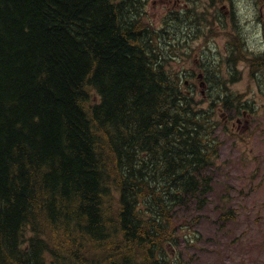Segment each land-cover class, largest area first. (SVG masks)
<instances>
[{
    "label": "trees",
    "instance_id": "trees-1",
    "mask_svg": "<svg viewBox=\"0 0 264 264\" xmlns=\"http://www.w3.org/2000/svg\"><path fill=\"white\" fill-rule=\"evenodd\" d=\"M147 2L0 0V264H183L219 122L172 64L198 5Z\"/></svg>",
    "mask_w": 264,
    "mask_h": 264
},
{
    "label": "rangeland",
    "instance_id": "rangeland-1",
    "mask_svg": "<svg viewBox=\"0 0 264 264\" xmlns=\"http://www.w3.org/2000/svg\"><path fill=\"white\" fill-rule=\"evenodd\" d=\"M183 1L176 4L175 0H148L146 11L153 18L156 27L160 28L164 17L174 8V4L180 6ZM241 1L243 3L235 5V8L240 7L239 12L247 13L256 9L257 0ZM195 2L197 4V1ZM250 3L254 6L249 9L247 6ZM221 5L222 3L219 7ZM208 8L212 10L210 3L205 0L198 5L197 10L198 13H203L201 11H207ZM228 8L231 9L230 2ZM195 12L192 15L180 14L184 19L181 22L189 27L180 34L189 39L172 64L183 73L184 79H190L193 85L197 84L193 94L200 105L208 106V101L204 102L200 93L199 81L196 76H191L195 70L198 71V60L207 66H213L216 61H220L218 67H226L227 61H230L235 67H241L243 60L253 52L243 53L239 50L241 41L238 44L236 38L232 40L231 28L223 27L220 22L218 29L209 32L210 39L204 36L200 38L197 34L198 13ZM204 15L206 13H203ZM208 22L205 20L204 24L207 25ZM244 22V19L237 20L242 30L236 34H243L242 42L247 40L249 47L253 48L251 44L252 40L256 39L255 34L252 27L246 26ZM231 83L232 89L239 93L244 92L248 85L246 81ZM193 85L185 89L192 90ZM260 103L263 106L260 117L264 123V100H258V104ZM218 135L224 144L220 149L217 165L212 171V189L201 207L189 204L179 210V216L185 223L181 227L174 253L180 256L183 264H264V163L260 160L256 164H248L252 158L247 161L248 156L242 147H237L241 152L233 151L223 132L219 130ZM259 136L262 142L258 138L253 144L257 151L252 155H259L264 160V135L261 133ZM252 175L260 181V185L248 193L247 189L252 183L249 178Z\"/></svg>",
    "mask_w": 264,
    "mask_h": 264
},
{
    "label": "flooded vegetation",
    "instance_id": "flooded-vegetation-1",
    "mask_svg": "<svg viewBox=\"0 0 264 264\" xmlns=\"http://www.w3.org/2000/svg\"><path fill=\"white\" fill-rule=\"evenodd\" d=\"M201 4L205 0H197ZM210 3L212 10L208 8L206 13H198V32L199 37L209 38V32L219 28L218 22L225 27L231 28L232 40L236 38L239 44V50L244 52H253L247 55V59L243 60L241 67H235L230 61H227L228 66L218 67L220 61H216L213 66H207L202 61L198 60V71L195 70L196 79L199 81L200 93L203 99H209L210 104L216 111V116L219 119V126L216 127L215 132L219 130L228 138V143L231 144V149L236 152H241L237 147H242L246 151L247 161L252 158L248 164H256L262 160L263 157L259 155H252L257 151L254 148V143L260 138V134L264 135V123L260 117L263 106L258 104V100H264V0H257L253 11L247 13L239 12L240 7L236 4L243 3L241 0H206ZM230 2V8L228 4ZM222 3L221 7L219 4ZM254 6L250 3L247 6L249 9ZM222 9L223 11H220ZM244 15V17H242ZM244 19L246 26L250 25L255 34L256 39L252 40V47H249L248 41L242 42L243 34L237 36L236 32L241 31L237 20ZM209 22L204 24V21ZM208 31V32H202ZM210 39V38H209ZM211 42V41H210ZM230 44V41L228 42ZM211 44H209L210 46ZM236 46V44H235ZM209 67V68H208ZM236 72V76H234ZM246 81L247 87L244 92H236L232 89L231 82ZM231 100V101H230ZM264 121V119H263ZM218 157H220V149L223 141L216 134ZM250 155V156H249ZM262 166V165H261ZM249 180L247 192L250 193L253 189L260 185L255 176L252 175ZM264 208V204L262 205Z\"/></svg>",
    "mask_w": 264,
    "mask_h": 264
},
{
    "label": "bare ground",
    "instance_id": "bare-ground-1",
    "mask_svg": "<svg viewBox=\"0 0 264 264\" xmlns=\"http://www.w3.org/2000/svg\"><path fill=\"white\" fill-rule=\"evenodd\" d=\"M231 101V100H230ZM204 120V119H203ZM198 126V125H197ZM200 129V128H199ZM199 141V140H198ZM200 159V158H199ZM200 161H202V160H200ZM194 173V172H193ZM199 173V172H198ZM101 176V175H100ZM169 192V191H168Z\"/></svg>",
    "mask_w": 264,
    "mask_h": 264
}]
</instances>
